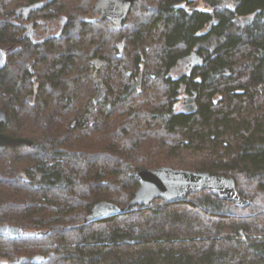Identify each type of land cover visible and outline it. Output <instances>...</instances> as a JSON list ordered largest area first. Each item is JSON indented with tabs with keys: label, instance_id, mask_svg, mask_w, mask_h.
Masks as SVG:
<instances>
[{
	"label": "trees",
	"instance_id": "1",
	"mask_svg": "<svg viewBox=\"0 0 264 264\" xmlns=\"http://www.w3.org/2000/svg\"><path fill=\"white\" fill-rule=\"evenodd\" d=\"M96 1L0 0L3 132L33 141L0 146V223L27 231L0 236V264H264V0H136L119 29ZM40 2L65 23L32 42L16 10ZM159 166L232 176L250 203L202 190L85 221Z\"/></svg>",
	"mask_w": 264,
	"mask_h": 264
},
{
	"label": "water",
	"instance_id": "2",
	"mask_svg": "<svg viewBox=\"0 0 264 264\" xmlns=\"http://www.w3.org/2000/svg\"><path fill=\"white\" fill-rule=\"evenodd\" d=\"M135 1L136 0H97L93 5L90 18L101 15L102 17L108 18L115 28L119 29L127 19ZM42 5L43 3L40 2L21 6L16 10V14L23 15L25 19H28L29 14ZM61 19L65 23V18ZM212 23L215 24L217 21L213 20ZM26 35H31L29 28L22 33V36ZM124 43V39L120 41V50H123ZM10 49L11 47H0V70L6 65ZM188 59L189 62L187 65L190 67V71L203 64V57L196 51H192ZM93 62L95 72H101L104 59L96 57ZM7 121L6 112L0 109V146L15 147L21 144L33 145V141L27 138L13 136L3 132V128L6 126ZM20 175L24 179L29 180L25 172H21ZM134 178L139 183V186L125 206H119L107 200L98 201L86 215L85 221L117 215L134 206H150L152 202L157 199L165 201L181 200L186 198L189 193H197L202 190H209L221 199L233 201L238 206L245 207L250 203L249 199L240 195L236 187V181L232 176H226L207 170H192L174 168L171 166H159L156 168L145 167L136 170L134 172ZM26 232L24 228L18 225L0 223V236L17 238ZM24 259L25 257L16 256L12 259V263L20 264ZM33 259L41 261L46 259V256L36 254Z\"/></svg>",
	"mask_w": 264,
	"mask_h": 264
},
{
	"label": "flooded vegetation",
	"instance_id": "3",
	"mask_svg": "<svg viewBox=\"0 0 264 264\" xmlns=\"http://www.w3.org/2000/svg\"><path fill=\"white\" fill-rule=\"evenodd\" d=\"M33 11L29 14L28 19H25L22 15V17L25 20L24 23V30L30 29L31 35H26L24 37L29 38L32 42H43L48 39H54L58 37L60 32L62 31L64 26V22L60 17H51V18H44V17H32ZM34 59H32L30 62L33 63ZM184 65V70H179L178 72L185 71L186 69H189L190 67L187 66V63ZM30 70H34L32 66L29 67ZM190 71V70H188ZM192 72V70L190 71Z\"/></svg>",
	"mask_w": 264,
	"mask_h": 264
},
{
	"label": "rangeland",
	"instance_id": "4",
	"mask_svg": "<svg viewBox=\"0 0 264 264\" xmlns=\"http://www.w3.org/2000/svg\"><path fill=\"white\" fill-rule=\"evenodd\" d=\"M224 3L226 5H228V6H232L233 3H234V1L233 0H224ZM190 7L191 8H201V9H205V10H210L211 9V6L206 2V0H193V3L190 5ZM24 23H25V21H24ZM24 29L25 28L23 27L22 32L25 31ZM4 260L7 261L9 259L8 258H5Z\"/></svg>",
	"mask_w": 264,
	"mask_h": 264
}]
</instances>
